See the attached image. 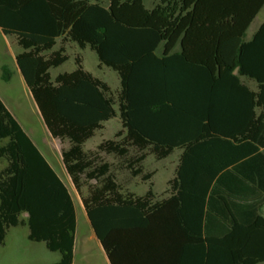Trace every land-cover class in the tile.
Listing matches in <instances>:
<instances>
[{
  "label": "trees",
  "instance_id": "obj_1",
  "mask_svg": "<svg viewBox=\"0 0 264 264\" xmlns=\"http://www.w3.org/2000/svg\"><path fill=\"white\" fill-rule=\"evenodd\" d=\"M263 5L0 0V31L23 50L16 62L48 132L69 145L62 162L111 264L113 243L123 239L129 249L177 256L180 264H264V198L254 201L264 194V23L245 40ZM57 38L94 52L98 65L117 75V91L79 60L57 86L48 83L47 71L67 60L62 48L41 55ZM189 49L198 56L191 59L196 53ZM256 49L263 55L257 66ZM114 118L121 125L114 139L84 152ZM174 150L181 154L160 200L151 183L141 196L121 192L101 156H113L117 170L145 182L152 177L143 171L145 158L163 160ZM0 160V246L10 228L26 226L29 241L60 254L51 264H72V199L1 101Z\"/></svg>",
  "mask_w": 264,
  "mask_h": 264
},
{
  "label": "crops",
  "instance_id": "obj_2",
  "mask_svg": "<svg viewBox=\"0 0 264 264\" xmlns=\"http://www.w3.org/2000/svg\"><path fill=\"white\" fill-rule=\"evenodd\" d=\"M262 23H264V5L259 10L257 15L250 23L248 29L246 30L245 33L246 41L251 39L254 32ZM61 41H62L61 38H57L53 48L49 52H45L41 54L42 56H44V58H47L49 54H51V52L57 53L59 49L62 48L63 52L60 55L67 56V60L64 63L60 64L59 66L52 67L47 71L48 83H51L53 86H57L58 85L57 82L59 81L58 78L62 75L72 73L76 69L75 61L79 60L81 62L84 71L91 74L92 77L107 84V82H105L99 77L98 71L104 69V67H100L98 65V60L96 62L92 61V65H90L91 70H87L85 68L82 52L85 51L87 48L81 49L73 43H68V42L62 43ZM70 50L73 52L72 54L69 53ZM177 50L178 47L174 49V51ZM189 50L190 52L196 53L194 55H191V59H194L195 55L198 56L197 52L199 51H194V49H189ZM22 52H23L22 48L18 46L14 37L4 36L0 31V101L5 106V108L10 113V115L13 117V119L17 122V124L20 126V128L23 130V132L27 135V137L30 139L33 145L37 148V150L43 156L45 161L55 172L57 177L62 181V183L67 189V192L69 193L70 190H73L75 195L79 197L81 211L83 212L82 215H80L81 218H79V213H78V211H80L79 207L69 193L75 210V217H76L75 234L78 228H80V230L83 231V234L88 233V237H90L92 240H95L97 245L101 248L106 258L107 264H111L110 260L106 256L104 250L102 249L100 243L96 239L89 225L88 219L84 211V207L81 202L80 193L74 188L70 176L68 175L64 167V164L62 162V154H61L62 149H67L69 145L66 141L61 142L58 138H53L48 132L46 125L44 124V121L38 110V107L34 101L32 92L30 88L27 86L23 74L16 62V56L18 54H21ZM3 58H5V61L2 60ZM259 59L263 60V55L261 54L260 51L256 49L255 55L251 57V60H253L252 64L257 66L259 64ZM39 77H41V75H39ZM244 82L251 89L253 90L255 89L254 82L249 80H244ZM107 86L110 88L108 84ZM256 111L257 113H259L261 109H258ZM111 121H113V119L104 122L102 124V128L95 131L94 135L84 143L83 145L84 152L95 150L96 147L102 141L114 139V135L116 132H114L113 130L108 131L109 123H111ZM119 130H121V128L118 129V131ZM174 154H177L176 156L178 163L181 151L174 150L172 154L169 155L168 157ZM101 156H102V162H106L107 164L110 165L109 171L110 173L113 174L114 179L115 180L117 179L118 181L119 176L117 174V171L119 172V170H116L115 168V164H116L115 158L111 155H101ZM4 165H5L4 161L0 160V169ZM108 173L109 172H107V174ZM173 177L174 174L172 178ZM91 183L94 182L91 181ZM151 184H152V193L154 194L156 200H160L167 196V189L165 190V193L162 196H158L159 193L154 190L153 183ZM147 189L143 194L146 193ZM120 191L132 193L123 186ZM240 193L241 191L235 190V194L239 195ZM81 194L86 195L87 190L85 188H81ZM137 196H141V195H137ZM261 198H264V194L262 195L257 194V196L254 198V201L257 202L261 200ZM260 214L264 216V204L260 208ZM25 217L26 215L24 214L23 218ZM86 226L89 227L90 232L86 230H82V228H85ZM125 241L126 239H123L122 242L116 241L113 243V249L115 250V252L113 253V262L115 264H180V259L177 256L162 255L153 251L146 252V251L129 249ZM75 246L76 243L74 240V248ZM133 247L141 248V245L137 243V245H134ZM153 247L155 246L153 245Z\"/></svg>",
  "mask_w": 264,
  "mask_h": 264
},
{
  "label": "rangeland",
  "instance_id": "obj_3",
  "mask_svg": "<svg viewBox=\"0 0 264 264\" xmlns=\"http://www.w3.org/2000/svg\"><path fill=\"white\" fill-rule=\"evenodd\" d=\"M70 54L73 52L70 50ZM84 65L87 70H91L92 61L96 62L97 58L94 52L87 48L82 52ZM5 61V58L2 59ZM94 65V63H93ZM99 77L107 82V84L115 93L119 88L117 75L112 70L105 68L98 71ZM121 128L118 118H114L109 123L108 131L117 132ZM106 133V131H105ZM177 154H174L163 160H155L153 156L148 155L142 162L143 171L152 173V177L148 181H142L140 177H132L128 171L119 170L118 182L135 195H142L148 188L149 183H153L154 190L162 196L167 189V182L172 178L177 164ZM117 170V169H116ZM70 195L79 207V218L82 215L79 197L70 190ZM82 230L89 231L86 226ZM90 234V233H89ZM28 228L26 226H17L10 228L7 232L4 246H0V264H51L57 262L60 258L58 252L49 251L44 243L32 242L28 238ZM74 257L72 264H107L106 258L97 245L95 240L88 237V233L83 234L80 228L75 234Z\"/></svg>",
  "mask_w": 264,
  "mask_h": 264
}]
</instances>
